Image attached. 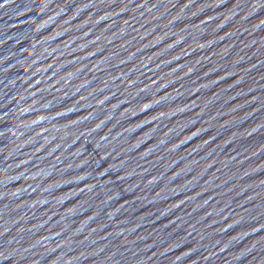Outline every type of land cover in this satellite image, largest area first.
<instances>
[{
	"label": "water",
	"instance_id": "1",
	"mask_svg": "<svg viewBox=\"0 0 264 264\" xmlns=\"http://www.w3.org/2000/svg\"><path fill=\"white\" fill-rule=\"evenodd\" d=\"M0 264H264V0H0Z\"/></svg>",
	"mask_w": 264,
	"mask_h": 264
}]
</instances>
